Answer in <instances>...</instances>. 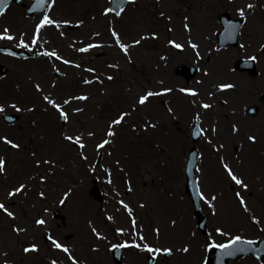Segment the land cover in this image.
Returning a JSON list of instances; mask_svg holds the SVG:
<instances>
[{
	"label": "rangeland",
	"instance_id": "1",
	"mask_svg": "<svg viewBox=\"0 0 264 264\" xmlns=\"http://www.w3.org/2000/svg\"><path fill=\"white\" fill-rule=\"evenodd\" d=\"M223 13L244 20L236 47L217 48ZM0 35L43 55L0 54V264H115L125 245L123 264H206L213 245L264 237V0H131L119 15L110 0H50L33 16L12 4ZM244 59L257 76L235 69ZM180 65L199 72L186 82ZM194 121L205 235L185 192Z\"/></svg>",
	"mask_w": 264,
	"mask_h": 264
},
{
	"label": "water",
	"instance_id": "2",
	"mask_svg": "<svg viewBox=\"0 0 264 264\" xmlns=\"http://www.w3.org/2000/svg\"><path fill=\"white\" fill-rule=\"evenodd\" d=\"M12 2L19 4L21 0H8V5ZM129 2L121 3L120 7H117L116 0L111 1V11L116 13L120 11V8L124 9ZM48 4V0H44V3L41 6H38V0H34L33 4L28 8L27 14L32 15L34 13H42ZM4 7V9L6 8ZM3 9V10H4ZM220 22L223 26V30L219 34L220 47L226 46L228 43L231 45L237 44V38L239 35V30L241 27V20L231 21L228 14L220 16ZM0 53L4 55H9L16 58H29L30 54L23 50H15L12 48H0ZM41 55L36 54V57ZM237 69L241 71L249 72L252 75L256 74L255 61H246L239 62L236 65ZM7 69L3 66H0V74L5 73ZM197 73V70L194 67L187 68L185 66H179L177 74H185L187 81L192 79ZM264 103V96L262 98ZM258 109L253 107L249 109V113L255 115ZM3 119L9 123H15L18 121L19 117L15 115L3 116ZM192 135V148L189 151V156L185 165V175H186V193L191 198V202L194 206V215L197 218L198 229L205 235L206 234V223L207 217L202 216L200 209V198L197 181L195 179V170L197 168L198 155H197V143L201 137V131L196 122H194L191 128ZM90 193L95 197L96 200L101 201L100 191L96 184L93 185ZM236 240V239H235ZM234 241V240H233ZM232 241V242H233ZM230 242L229 244H232ZM249 241L238 240L237 243L232 244L230 249L223 247H212L208 252L207 264H230V261H237L238 259L245 257L247 255H253L260 262L264 261V238L257 241L258 246L253 245L252 243H247ZM227 244V245H229ZM113 260L116 264H122V254L124 251L123 247L113 248ZM213 256V257H212ZM154 259L152 257L148 258V264H153Z\"/></svg>",
	"mask_w": 264,
	"mask_h": 264
},
{
	"label": "snow or ice",
	"instance_id": "3",
	"mask_svg": "<svg viewBox=\"0 0 264 264\" xmlns=\"http://www.w3.org/2000/svg\"><path fill=\"white\" fill-rule=\"evenodd\" d=\"M126 2H129V0H116L117 7L119 8L121 3H126ZM7 3H8V0H0V15H3V14H4L3 9H4V7H6ZM43 3H44V0H38V6H41ZM249 7H252V6L249 5ZM120 11H123V9L120 8ZM119 14H120V13H119V11H118V12H117V15H119ZM241 14H243V13H241ZM51 23H53V22H52L47 16H45V17H44V20H43V22L40 24L39 28H43L45 25H48V24H51ZM5 31L7 32L8 30L5 29ZM37 31H39V29H38ZM0 39H9V40H11V39H13V37H11V36H3V35H0ZM118 42H119V41H118ZM34 43H35V41H34ZM137 43H138V42H137ZM21 46L26 47V45H23V44H22ZM174 46L179 47V45H174ZM123 50H124L125 52H127L126 47L123 48ZM81 51H87V49H82ZM110 79H111V78H110ZM152 95H154V94L151 93V92H149L146 96L142 97V98L139 100V103H140V104H144V103L147 101L148 97H150V96H152ZM190 95H196V93H195V92H192V93H190ZM81 99H83V98H81ZM203 107H204V108H208V107H210V105H203ZM2 111H3V109L0 108V112H2ZM62 115H63V113H62ZM115 123H116V124H119V123H121V120L118 119V120L115 121ZM108 135L111 136V135H113V133L110 131V132L108 133ZM69 139H71V138H69ZM250 139H251V138H250ZM76 142L79 143V138H77V141H76ZM105 143H107V141H105ZM12 146H13V147H16V145H12ZM80 146L83 147V145H80ZM101 146H103V145H101ZM3 168H4L3 161L0 160V172L3 171ZM229 175L232 176V179L235 181V183H237V184H241V183H242L237 177H235L234 175H232V173H231L230 170H229ZM17 191H19V190H17ZM213 199H214V198H213ZM2 208H3V205H0V209H2ZM37 223H38V224H43L44 221L41 220V221H38ZM238 240H239V238H236V240H234V241L232 242V244L237 243ZM247 243H252V242H247ZM232 244L225 245V246H222V247H223V248H228V249H230V248L232 247ZM56 247L59 248L60 245H59V244H56ZM125 247H127V245H125ZM213 247H215V245H213ZM35 250H36L35 248H32V249H26L25 251H35ZM64 250L67 251V249H64ZM148 251H152V249H148ZM184 251H187V249H184Z\"/></svg>",
	"mask_w": 264,
	"mask_h": 264
},
{
	"label": "bare ground",
	"instance_id": "4",
	"mask_svg": "<svg viewBox=\"0 0 264 264\" xmlns=\"http://www.w3.org/2000/svg\"><path fill=\"white\" fill-rule=\"evenodd\" d=\"M115 166L118 167V163H116Z\"/></svg>",
	"mask_w": 264,
	"mask_h": 264
}]
</instances>
